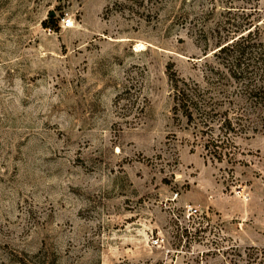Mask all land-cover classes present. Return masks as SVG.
Masks as SVG:
<instances>
[{"label":"rangeland","instance_id":"obj_1","mask_svg":"<svg viewBox=\"0 0 264 264\" xmlns=\"http://www.w3.org/2000/svg\"><path fill=\"white\" fill-rule=\"evenodd\" d=\"M250 22L264 0H0V264H264V112L211 157L167 73Z\"/></svg>","mask_w":264,"mask_h":264},{"label":"trees","instance_id":"obj_2","mask_svg":"<svg viewBox=\"0 0 264 264\" xmlns=\"http://www.w3.org/2000/svg\"><path fill=\"white\" fill-rule=\"evenodd\" d=\"M42 22L44 27H58L53 15ZM252 25L239 24L236 35L228 39L227 33L216 43L217 65L204 70L200 80L179 76L168 65L173 113L184 118L205 153L217 159L231 158L235 136L254 129L252 123L263 116L264 38Z\"/></svg>","mask_w":264,"mask_h":264},{"label":"built area","instance_id":"obj_3","mask_svg":"<svg viewBox=\"0 0 264 264\" xmlns=\"http://www.w3.org/2000/svg\"><path fill=\"white\" fill-rule=\"evenodd\" d=\"M62 19H63V24L64 25H69L70 24V18L69 17L64 16ZM187 208H188L189 212H193V211L196 210V206L192 205L190 203L188 204Z\"/></svg>","mask_w":264,"mask_h":264},{"label":"water","instance_id":"obj_4","mask_svg":"<svg viewBox=\"0 0 264 264\" xmlns=\"http://www.w3.org/2000/svg\"><path fill=\"white\" fill-rule=\"evenodd\" d=\"M51 15L53 14V11H51V13H50Z\"/></svg>","mask_w":264,"mask_h":264}]
</instances>
